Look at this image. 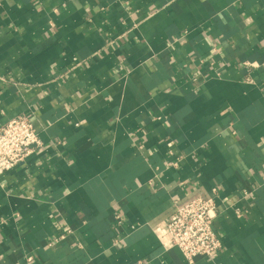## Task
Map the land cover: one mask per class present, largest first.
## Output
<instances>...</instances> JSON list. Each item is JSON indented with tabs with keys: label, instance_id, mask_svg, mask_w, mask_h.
Returning a JSON list of instances; mask_svg holds the SVG:
<instances>
[{
	"label": "crops",
	"instance_id": "crops-1",
	"mask_svg": "<svg viewBox=\"0 0 264 264\" xmlns=\"http://www.w3.org/2000/svg\"><path fill=\"white\" fill-rule=\"evenodd\" d=\"M18 115L41 144L0 174V264H264V0H0ZM195 196L222 248L189 263L164 226Z\"/></svg>",
	"mask_w": 264,
	"mask_h": 264
},
{
	"label": "built area",
	"instance_id": "built-area-1",
	"mask_svg": "<svg viewBox=\"0 0 264 264\" xmlns=\"http://www.w3.org/2000/svg\"><path fill=\"white\" fill-rule=\"evenodd\" d=\"M40 144L38 132L26 116L18 115L9 119L0 127V174L23 161ZM212 191L214 195L217 193L216 188ZM218 212L216 200L212 196H195L183 203L174 201L164 230L170 244L180 251L187 262H192L197 256L210 257L222 248V241L213 227ZM63 237L61 234L53 238L50 244Z\"/></svg>",
	"mask_w": 264,
	"mask_h": 264
}]
</instances>
